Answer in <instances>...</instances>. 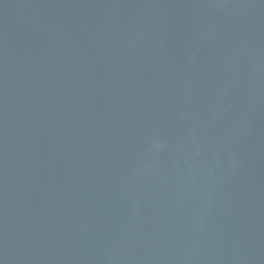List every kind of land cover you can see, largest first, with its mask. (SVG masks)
<instances>
[{"label":"water","instance_id":"water-1","mask_svg":"<svg viewBox=\"0 0 264 264\" xmlns=\"http://www.w3.org/2000/svg\"><path fill=\"white\" fill-rule=\"evenodd\" d=\"M0 264H264V0H0Z\"/></svg>","mask_w":264,"mask_h":264}]
</instances>
